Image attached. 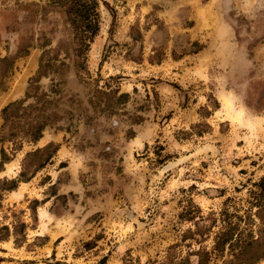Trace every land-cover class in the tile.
<instances>
[{"label":"rangeland","instance_id":"1","mask_svg":"<svg viewBox=\"0 0 264 264\" xmlns=\"http://www.w3.org/2000/svg\"><path fill=\"white\" fill-rule=\"evenodd\" d=\"M72 1L0 0V264H231L218 214L264 177V0H96L87 49Z\"/></svg>","mask_w":264,"mask_h":264},{"label":"trees","instance_id":"2","mask_svg":"<svg viewBox=\"0 0 264 264\" xmlns=\"http://www.w3.org/2000/svg\"><path fill=\"white\" fill-rule=\"evenodd\" d=\"M72 2L74 5L69 8L68 18L74 26L82 28L80 41L87 49L99 31L98 3L96 0ZM253 187L248 192V207L244 212L235 209L229 213L225 207L218 214L221 225L213 237L212 251L221 256L227 253L231 264H255L264 260V177ZM195 208L199 212L200 209ZM217 220L213 218V222ZM208 254L201 251L202 257ZM199 264H204V260Z\"/></svg>","mask_w":264,"mask_h":264}]
</instances>
